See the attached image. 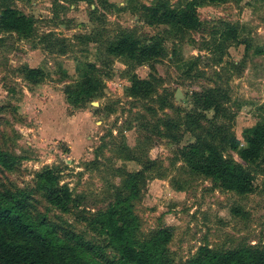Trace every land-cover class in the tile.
Masks as SVG:
<instances>
[{
    "label": "rangeland",
    "instance_id": "374dc122",
    "mask_svg": "<svg viewBox=\"0 0 264 264\" xmlns=\"http://www.w3.org/2000/svg\"><path fill=\"white\" fill-rule=\"evenodd\" d=\"M186 1L7 0L31 32L0 28V202L11 193L32 222L80 236L94 247L87 264H118L104 227L112 209L136 242L169 229L157 264H191L202 246L264 250L263 164L244 162L221 140L244 145L243 130L264 125V0L203 3L196 30L146 23L144 5ZM226 24L236 39L224 35ZM121 36L159 42L161 53L140 65L110 53ZM24 67L45 75L33 83ZM85 78L98 81V92L74 104ZM196 143L243 166L253 190L225 189L194 170ZM44 168L69 188L65 210L40 188Z\"/></svg>",
    "mask_w": 264,
    "mask_h": 264
},
{
    "label": "trees",
    "instance_id": "16d2710c",
    "mask_svg": "<svg viewBox=\"0 0 264 264\" xmlns=\"http://www.w3.org/2000/svg\"><path fill=\"white\" fill-rule=\"evenodd\" d=\"M75 1L91 3L93 0ZM223 1L187 0L176 8L159 2L153 6L144 5L143 10L148 13L149 19L146 23L149 25H171L183 30H196L201 26L197 7L203 3ZM0 28L28 35L31 32V21L19 10L11 7L7 0H0ZM224 30L226 37L236 39L237 30L233 25L226 24ZM108 51L114 55H124L140 65L149 58L159 56L161 44L150 40L142 45L138 40L121 36L109 46ZM216 61L221 62V57ZM88 66L94 68V64L89 63ZM22 74L33 83L45 75L38 67H24ZM138 81L143 82L141 79ZM77 89L85 96L73 98L71 102L74 104L88 101L94 96L93 94L98 92V81L85 78L79 82ZM132 90L134 93H141L140 87L136 85L132 86ZM206 100L205 105L217 111L213 97L206 96ZM243 139L245 144L241 145L235 137L221 138L222 141L227 140L229 147L237 151L244 162L262 163L264 172V125L256 124L245 128ZM191 148L197 158L192 161L194 170L217 180L225 189L238 193L253 190L252 177L243 166L224 158L209 144L201 148L196 143ZM36 176L40 188L46 192L47 201L65 210L70 202L71 192L67 186H57V172L52 168H44ZM23 208L24 205L11 193H6L3 202H0V264H87L86 256L94 250L93 246L73 233L59 237L50 227L40 226L28 219ZM117 212L112 209L105 213L104 227L110 243L120 254L118 264H157V257L170 239L169 229H160L150 239L136 242L132 239L127 222L121 216L116 217ZM191 264H264V250L241 247L215 252L207 246H202L192 258Z\"/></svg>",
    "mask_w": 264,
    "mask_h": 264
},
{
    "label": "crops",
    "instance_id": "0c3cea01",
    "mask_svg": "<svg viewBox=\"0 0 264 264\" xmlns=\"http://www.w3.org/2000/svg\"><path fill=\"white\" fill-rule=\"evenodd\" d=\"M87 110V109H86ZM87 112H85V111H80V112H78L77 113V115H76V117H78V118H82V120L84 119V118H86L87 116ZM84 116V117H83Z\"/></svg>",
    "mask_w": 264,
    "mask_h": 264
}]
</instances>
